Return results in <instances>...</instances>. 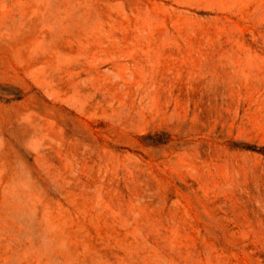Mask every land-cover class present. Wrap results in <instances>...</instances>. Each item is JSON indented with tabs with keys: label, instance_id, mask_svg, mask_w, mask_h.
I'll list each match as a JSON object with an SVG mask.
<instances>
[{
	"label": "rangeland",
	"instance_id": "obj_1",
	"mask_svg": "<svg viewBox=\"0 0 264 264\" xmlns=\"http://www.w3.org/2000/svg\"><path fill=\"white\" fill-rule=\"evenodd\" d=\"M0 264H264V0H0Z\"/></svg>",
	"mask_w": 264,
	"mask_h": 264
}]
</instances>
